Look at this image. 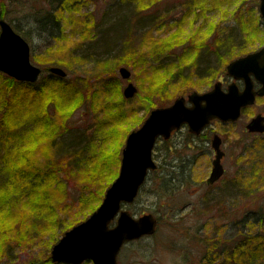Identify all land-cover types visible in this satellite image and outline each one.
<instances>
[{"label":"rangeland","instance_id":"374dc122","mask_svg":"<svg viewBox=\"0 0 264 264\" xmlns=\"http://www.w3.org/2000/svg\"><path fill=\"white\" fill-rule=\"evenodd\" d=\"M200 1L201 7L193 6L196 10L186 17L190 4L185 0H0V19L28 42L30 63L40 68L35 84L44 87L40 105L49 109L48 114L55 113L44 123L46 128L34 129L30 121L21 141L9 142L4 161L0 152V173L10 174L21 166L40 168L53 159L63 163L68 161L66 151L70 155L69 150H80L91 141L99 150L89 173L60 165L65 169L56 170L63 185L49 193L42 192L45 184L40 187L36 202L50 211L44 215V227L37 225V212L29 213L23 203L0 211V264H63L52 262V246L99 207L119 173L128 133L142 125L150 110L191 92L210 90L225 74L227 62L264 45L260 0H236L219 11L211 10L209 0ZM172 18L176 21L165 23ZM158 22L164 25L153 28ZM171 23L177 27L170 28ZM124 40L132 52L123 50ZM182 53H187L186 60ZM52 66L65 71V82L73 83L81 97L54 93L56 81H63L48 72ZM120 67L130 70L128 79L121 78ZM4 76L0 72V101L12 95L4 93ZM128 82L137 91L132 98L123 95ZM22 95L17 108L28 122L26 109L33 95L30 89ZM244 121L223 127L229 136L235 133L234 141L238 136L237 146L228 140L226 149L229 157L241 159L239 181L229 177L227 161L228 176L207 186L213 154L189 149L185 127L155 143L152 156L158 167L124 208L134 216L154 214L157 227L153 235L125 243L117 264H264V241L257 244L264 238V178L248 177L254 156L248 145L252 140L240 134ZM4 123L11 131L12 120ZM209 127L207 131L215 132L218 123ZM109 130L113 135L108 137ZM86 154L85 148L82 156ZM15 185L1 190L0 198L21 199V185ZM63 193V201L58 200Z\"/></svg>","mask_w":264,"mask_h":264},{"label":"water","instance_id":"95a60500","mask_svg":"<svg viewBox=\"0 0 264 264\" xmlns=\"http://www.w3.org/2000/svg\"><path fill=\"white\" fill-rule=\"evenodd\" d=\"M258 10L264 20V0H260ZM123 80L130 77V71L119 69ZM0 72L15 81L34 83L40 76V68L30 63L29 44L10 24L0 19ZM49 73L65 77L60 67H49ZM227 72L235 79L245 80L246 88L239 92L234 85L222 93L218 86L202 93L191 92L165 107L150 110L148 117L138 129L128 133L121 152L119 173L105 190V194L96 210L87 219L70 228L54 244L50 252L52 262L64 264H81L91 261L92 264H117L118 253L125 243L151 236L157 226L156 217L152 214L134 216L124 207L131 204L145 182L147 174L156 169L152 150L158 138L168 139L173 130L188 126L191 133H199L211 120L233 121L238 117L242 107L254 101V92L248 73L264 76V49L248 54L244 58L233 60L227 66ZM264 86V78L262 79ZM136 88L128 82L123 89L124 98H132ZM264 93V88L259 94ZM251 129V125L248 126ZM216 156L208 182L216 181L222 175L219 163L222 153L219 150L217 137L213 139ZM113 222L114 224L111 225Z\"/></svg>","mask_w":264,"mask_h":264},{"label":"trees","instance_id":"16d2710c","mask_svg":"<svg viewBox=\"0 0 264 264\" xmlns=\"http://www.w3.org/2000/svg\"><path fill=\"white\" fill-rule=\"evenodd\" d=\"M209 1H210L209 4L211 7V10L212 11H216V10L219 11L222 8V6H228L231 4V2L236 1V0H220V1L219 0H209ZM186 2L190 4V5H188V7L186 6V9H185V12H186L185 16L188 17L192 14V12L194 10H196L195 8L192 9V7L193 6L194 7L200 6L198 4H200L201 1L200 0H185V3ZM205 4H207L206 1H205ZM204 6H206V5H204ZM154 17H155V15H154ZM156 18H157V16H156ZM174 20L175 19L172 18L170 20H166L167 22L165 21V23L167 24L170 21L173 22ZM161 23H164V21L161 20ZM161 23L158 22L156 26H155L156 23H154L153 26H155V27H153V28L156 29V27H158V25H160V26L164 25ZM169 25L171 26L170 28H173L175 26L177 27V25H173L172 23ZM123 50H128V53L132 52V48L130 47L128 41L124 40ZM183 51H185V50H183ZM185 55H184V53L181 54V57L185 58L184 60H186V58H188V56H185ZM2 76H4V75L2 74ZM4 77H5V82H6L5 86H7L6 89L4 90V93L6 91L7 92L11 91L12 95L9 98L6 97V99L2 98L4 101L3 100L0 101V107L3 109L2 112L0 113L1 119L3 120V124L0 123V136H1V138H0V152H2L3 161H4V159L8 153L7 150L5 151V148L7 145H9V142H10V144L11 143H13V144L19 143L21 141L20 138H22L23 135H26L25 131L30 130L29 128H30L31 123H34V126H33L34 129L40 130L41 128H46V125H44V123L48 120L51 121V118H53V115L55 114V113L54 114L52 113L51 115L48 114L47 110L49 111V109H46V107L43 108V106L40 105V102H42L40 97L41 96L45 97L43 95V91H42V88H44V87L38 88L37 85H35L36 83H34V84L28 83L27 84V83H22V82H18V81L16 82L15 80L10 78L9 76H4ZM58 80L59 81L62 80L63 82L60 81V83H59L58 81H56L55 84L57 85V90H55L54 93H59L58 94L59 96L64 95V97L65 98L68 97V99H71L72 97H74L76 95H77V97H81L80 92L77 90V87L73 83L65 82L64 78H60V79L58 78ZM24 89H27V90L30 89L31 94L33 95V99H30L28 102V105H27L29 107L28 108L29 110L27 111V109H26V113H28V118H29V119H27L28 122H26L23 119L22 112L20 111V109L17 108L18 104L20 105V103H22L24 101V96L22 95V92L24 91ZM37 99H38V101L35 104ZM10 119L13 122V126L10 128L11 131L7 130L5 128V125H4L5 124L4 120H5V122L6 121L10 122ZM30 121H31V123H30ZM110 132H111V130L108 131V137H109V135H111V136L113 135V133L110 134ZM5 134H7V135H5ZM96 146H97V142L95 143V142L91 141L89 144L86 145V147H82L80 150H77V148L76 149L73 148V149L69 150L70 155L69 154L67 155L66 153H68V152L66 151V153H65V151H64L65 155H67V157L64 155V159L68 158V161L63 159L64 160L63 163L61 161L53 159L52 160L53 162L52 161L46 162L42 166H40V168L34 169V167H33L30 170V169H27L26 167L21 166V167H19L18 170H14V172L11 171L10 174L0 173V191L5 189L7 187V185L11 184L12 182H14L16 184L15 186H17L19 184L21 185L20 188H18V189H17L18 186L16 187L18 195L21 197V199L16 198V196H14V199H16V200H11V201L10 200L7 201L3 198H0V211L5 210V209L12 210V208L15 205L23 203L24 205L28 206L29 213L34 214L37 212V215H39L38 218L41 217L39 220H37V225L39 227H44V225L47 221V218H44V215H47V212L49 211V209L47 208L45 203H44V205H42V204L38 205V203L36 202L35 196L38 194V191L41 189L40 187L43 186V184H45L44 186H46L47 188H45L42 192L43 193L44 192L49 193L50 188H52V187L54 188V186H62L63 185V182L60 181L58 176H57V173H58V171L56 170L57 168H64L65 169V167L70 166V167H72L73 170H79V171L82 170L83 174L89 173L90 169L92 168L91 166L94 165V161L97 160V157L94 158L96 153L98 154V152H99V150L96 148ZM16 148H18V147H16ZM85 148L88 149L89 154H86V156L85 155L82 156V151ZM58 154L61 155L63 153H58ZM91 162H92V164H91ZM33 165H35V164H33ZM60 165H63L65 167H61ZM1 168H2V166L0 167V171H1ZM77 168H79V169H77ZM89 176H90L89 178L94 179V177L91 174H89ZM24 179H25V183L23 182ZM53 183H55V184H53ZM64 198L65 197H64V193H63L62 197L59 198L58 200L63 201ZM93 210H94V208H93ZM52 213H53L52 215H55L54 210L52 211ZM250 240H252V239H248L247 244L253 246L252 242H250ZM263 241H264V238H263V240L259 239L257 244L262 243ZM251 248H253V247H251ZM252 255L253 254H249L248 257L249 256L251 257ZM253 256L251 258H253ZM35 263H38V260L31 262V263H28V264H35Z\"/></svg>","mask_w":264,"mask_h":264},{"label":"flooded vegetation","instance_id":"af4514ba","mask_svg":"<svg viewBox=\"0 0 264 264\" xmlns=\"http://www.w3.org/2000/svg\"><path fill=\"white\" fill-rule=\"evenodd\" d=\"M259 15L261 19L263 20L261 13L259 11ZM263 27H264V20H263ZM264 30V29H263ZM261 49H264V45L259 47L258 49H255V51H259ZM255 51L247 52L244 55L240 56L239 58H244V56L248 54L255 53ZM235 59V58H234ZM233 59V60H234ZM233 60L229 61L226 63L225 67V74L223 76H219L213 82V85L211 86V89H213L214 86H218L220 88L222 93H225L228 91L229 86L234 85L237 87L239 92L244 91L246 88L245 80L242 79H235L233 76L229 75L227 72V66L229 63L233 62ZM248 80L250 81V85L252 86V91L254 92V101L245 107H242L240 110V113L236 120L233 121H222L217 118H214V120H211V122L204 127L199 133H191L188 131V126L186 125V133L188 138L190 139L192 145L188 144V148L191 150L196 149L198 152H204L207 151L209 153L213 154V158L210 162L211 166L208 171V174L205 179V183L207 186H212L214 184H217L218 181L226 178L228 176V163H230V168L231 170V175L229 177H232L233 181H239V179H242L243 173H242V163L240 158H236L235 156L229 157L231 155L227 149H226V144H228V140L232 141V144L234 146H237L236 144L239 142L238 141V136L235 138V141L233 138L235 137V133H231L229 136L228 131L224 133L223 127L224 126H234L236 125L240 120H244V124L241 126V135L243 134L244 138H249L252 140V142L249 145V150L252 151L254 160L251 169L249 170V178L255 179V180H260L261 178H264V93L259 94V91L264 88L262 84V79L264 78L260 76H255L252 72H249L248 74ZM207 90V91H210ZM204 91V92H207ZM190 94L183 96L184 100L186 101V104L189 105L187 97ZM242 118V119H241ZM216 121L218 123L217 129L214 131H207L210 129V125ZM251 125V129L248 127ZM174 132V131H173ZM173 132H171L173 134ZM171 134V136H172ZM217 137V141L219 142V150L222 153V156L220 158L219 163L221 164L222 168V175L214 182L209 183L207 180L210 177V173L213 169V161L215 159L216 153L213 148V139ZM171 138V137H170ZM169 138V139H170ZM164 140V139H159ZM168 140V139H167ZM165 141V140H164ZM238 154V153H237ZM189 160V163L193 162ZM227 161H229L227 163ZM193 165V163H191Z\"/></svg>","mask_w":264,"mask_h":264}]
</instances>
